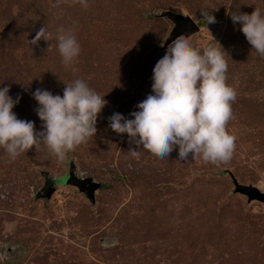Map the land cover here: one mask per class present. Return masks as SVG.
<instances>
[{
    "label": "rangeland",
    "instance_id": "1",
    "mask_svg": "<svg viewBox=\"0 0 264 264\" xmlns=\"http://www.w3.org/2000/svg\"><path fill=\"white\" fill-rule=\"evenodd\" d=\"M264 12V0H0V87L19 102L17 118L41 130L31 93L62 94L84 80L107 103L97 131L58 162L41 143L9 160L0 148V264H264V203L234 190L233 179L264 191V57L233 24L230 12ZM198 22L188 35L199 49L218 42L227 54L226 84L235 89L226 130L230 159L178 161L142 148L132 157L127 134L107 127L151 91L152 68L173 22L162 10ZM215 17L205 23L202 11ZM71 28L80 45L72 68L55 37L29 44L38 29ZM229 56V57H228ZM75 174L99 181L95 201L63 185Z\"/></svg>",
    "mask_w": 264,
    "mask_h": 264
},
{
    "label": "clouds",
    "instance_id": "2",
    "mask_svg": "<svg viewBox=\"0 0 264 264\" xmlns=\"http://www.w3.org/2000/svg\"><path fill=\"white\" fill-rule=\"evenodd\" d=\"M79 3L87 7V0ZM201 13L205 23L215 22L206 10ZM229 16L233 24L239 22L251 49L264 57V12L254 8L251 13L231 11ZM53 36L62 64L75 71L72 66L80 45L71 28L61 26L49 33L41 26L28 43L48 41ZM211 38L215 43L202 49L194 47L185 34L172 39L152 68L151 91L135 105L136 110L128 116L113 112L107 117L109 129L127 134L138 146L128 149L132 157L142 148L159 157H168L175 149L178 161L199 157L218 164L230 159L235 137L225 126L232 116L236 92L226 84L227 53ZM64 85L62 94L41 88L31 93L41 121L39 131L32 120L17 118L12 111L19 95L14 99L7 84L0 87V148L9 160L42 143L62 162L68 152L94 136L98 114L107 101L80 78Z\"/></svg>",
    "mask_w": 264,
    "mask_h": 264
},
{
    "label": "water",
    "instance_id": "3",
    "mask_svg": "<svg viewBox=\"0 0 264 264\" xmlns=\"http://www.w3.org/2000/svg\"><path fill=\"white\" fill-rule=\"evenodd\" d=\"M160 16H165L173 22V27L165 38L163 45H168L172 39L176 36L185 34L190 35L191 33L198 30V22L195 21L190 15L172 11L169 9L162 10L159 13ZM63 185H71L77 188L78 192L84 193L85 197L90 203L95 201V191L100 188V182L92 179L90 176L78 177L75 174V165L72 161L69 163L68 169L63 179ZM235 188L234 190L245 194L247 199H257L264 203V191H260L256 186L251 184H241L233 179Z\"/></svg>",
    "mask_w": 264,
    "mask_h": 264
},
{
    "label": "built area",
    "instance_id": "4",
    "mask_svg": "<svg viewBox=\"0 0 264 264\" xmlns=\"http://www.w3.org/2000/svg\"><path fill=\"white\" fill-rule=\"evenodd\" d=\"M77 176H78V177H81V178L83 177L81 174H80V175H77Z\"/></svg>",
    "mask_w": 264,
    "mask_h": 264
},
{
    "label": "trees",
    "instance_id": "5",
    "mask_svg": "<svg viewBox=\"0 0 264 264\" xmlns=\"http://www.w3.org/2000/svg\"><path fill=\"white\" fill-rule=\"evenodd\" d=\"M101 186L103 187V184H101ZM101 186H100V187H101Z\"/></svg>",
    "mask_w": 264,
    "mask_h": 264
}]
</instances>
